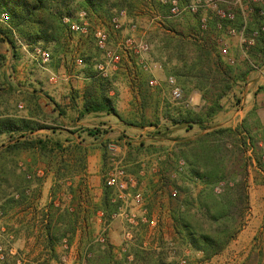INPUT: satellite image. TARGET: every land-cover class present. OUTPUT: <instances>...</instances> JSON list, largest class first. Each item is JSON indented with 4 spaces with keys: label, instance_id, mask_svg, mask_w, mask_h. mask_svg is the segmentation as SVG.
Segmentation results:
<instances>
[{
    "label": "rangeland",
    "instance_id": "obj_1",
    "mask_svg": "<svg viewBox=\"0 0 264 264\" xmlns=\"http://www.w3.org/2000/svg\"><path fill=\"white\" fill-rule=\"evenodd\" d=\"M147 1L112 9L113 16L125 11L120 28L114 27L113 16L92 13L77 0H70L68 11L61 5L64 35L58 41H32L14 30L28 58L35 57L32 59L34 73L43 72L44 77H33V74L28 77L20 70L17 75L13 64L3 63L0 118H24L44 127L24 135L1 134L0 148L15 139H45L50 146L59 142L70 147L43 154L35 149L19 150L4 158L8 163L6 170L12 171L2 173L9 185L0 183V252L3 255L0 264H101L108 256L112 263L124 258L132 263L137 256L135 264H264V163L255 161L250 147L245 153L248 207L244 227L236 238L219 255L201 261L202 254L182 243L172 230L171 203L178 196L181 199L186 195L195 196L202 186L189 164L188 151L192 145H185L184 140H195L208 129L195 124L188 128L173 125L171 119L187 114L204 116L208 98L204 96L205 89L193 78V72L182 75L180 64L194 54L193 48L189 43L184 44L188 46L186 56L172 54L166 48L162 36L168 31L158 11ZM216 1L221 10L226 8L232 12L241 7L247 15L248 0ZM80 11L86 14L89 30L86 35L69 29L70 22L79 21ZM201 12L206 23L208 16L216 11L213 7H204ZM2 13L0 35L4 37L12 28L9 18L6 21L1 18ZM189 16L172 18L183 33L187 29L183 20ZM134 24L135 28L131 29ZM98 30L106 34L107 49L115 60L110 61L97 46L94 34ZM127 38L146 41L148 52L140 56L124 48L121 44ZM242 38L246 36L237 29L235 33H228L226 29L218 34L217 49L223 59L239 70L248 69V73L221 98V109L212 117H204L203 122L212 128L236 127L246 118L251 138L260 145L264 139V65L247 66ZM4 46L7 45L0 44V50L8 59V46ZM35 48L48 52L49 62L42 63ZM142 60L160 62L162 69L150 73L143 69ZM99 63L105 66V75L97 69ZM68 74L72 76L67 78ZM169 75L174 76L184 97L192 98L187 107L170 99L166 83ZM152 76L157 79L156 86L148 84ZM98 77L105 79V95L117 115L105 112L80 115L85 85ZM240 110L242 113H238ZM128 122H156L157 125L139 127ZM87 128H99L101 134L96 138L89 136L84 132ZM106 140H109L108 154L103 162L100 144ZM227 144L229 148L230 143ZM110 145L115 147L114 151ZM233 164L228 163L229 169ZM115 165L121 166L130 178L127 202L124 204L117 190L110 187L112 202H118L119 206L106 218L98 208L102 180L106 182ZM17 185L22 187L16 190ZM221 186L222 182L215 191L220 192ZM136 194L140 200L135 199ZM9 198L15 201H8ZM69 213L78 222L74 232L70 229L61 237L67 228L62 223ZM49 219L62 226L53 256L43 253L44 226Z\"/></svg>",
    "mask_w": 264,
    "mask_h": 264
},
{
    "label": "trees",
    "instance_id": "obj_2",
    "mask_svg": "<svg viewBox=\"0 0 264 264\" xmlns=\"http://www.w3.org/2000/svg\"><path fill=\"white\" fill-rule=\"evenodd\" d=\"M77 1L79 5L92 13L103 12L112 18L114 14L112 9L115 7L134 6L135 2L141 0ZM248 1L246 16L241 7L232 12L224 8V16H219L216 12L208 16L205 28L201 26V9L196 13L184 11L181 14L182 17L190 15L189 18L183 20L187 27L184 33L177 29V24L172 19L174 17L170 16L169 3H161L160 0L147 1L155 11H158L165 29L168 31L162 36L166 48L172 50V54L183 53L185 56L188 46L184 44L189 43L193 48L194 54L190 58L182 60L180 64L183 68L182 75L193 72V78L195 77L205 89L204 96L208 98L204 116L187 114L171 119L173 125L188 128L195 124L204 130L208 129L195 140H184L185 145H192L188 151L189 164L193 175L202 183V186L195 196L186 195L182 199L178 196L170 207L171 225L175 236L191 249L200 252L202 254L201 261L219 255L244 227V213L248 207L245 164V153H247L248 147L251 149V156L255 155V161L258 164L264 163L262 158L264 145L260 146L253 141L251 127L245 122L246 118L236 127L212 128L204 126L203 122L204 117H212L221 109V98L230 91L234 83L243 79L248 73V69L239 70L236 66L226 62L220 55L217 49V38L221 31L228 30V28L242 30L247 39H253L252 44L244 47L245 63L250 68H253V65L257 67L264 65V0ZM180 2L182 3L183 0ZM61 5L64 6L65 11H68L70 0H0V13L7 14L8 23L12 29L32 41L39 39L58 41L64 35V25L61 21L63 7ZM229 13L233 14L232 18L228 17ZM10 32L8 30L5 37L0 38V42L6 40L12 45V39L6 36ZM186 37L189 39L188 41L185 40ZM104 82L105 79L101 77L92 78L89 83L87 82L82 93L80 115L98 112L117 115L116 109L108 102L105 95ZM250 113H254V110ZM128 123L139 127L157 125L156 122ZM42 127L44 126L24 118L13 116L0 118V135L4 133L24 135V133L33 132ZM84 132L95 138L101 134L99 128H87ZM224 138L232 140L227 141L230 143L229 148ZM49 143L45 139H15L13 142L3 145L0 148V183L9 185L7 176L2 174L12 171L6 170L8 163L4 158L7 155L29 149L38 150L43 154L70 147L62 146L59 142H54L53 146H50ZM108 144L109 140L100 144L103 162L108 154ZM74 146L82 150L78 144H74ZM183 157L187 160L185 155ZM231 162L234 164L229 169L228 163ZM12 165H16L14 161ZM221 182L223 186H221L220 192H216L215 187ZM18 187L21 188L22 185H17L16 190H19ZM20 193H24V188L20 190ZM8 201L15 200L9 198ZM118 206V202H112V190L103 179L102 196L98 208L102 210L106 218H109ZM77 222L76 217L71 218L69 213V217L63 220L62 224L67 228L63 229L61 237L65 236L70 229L74 232ZM58 224V222L49 219L44 226V254L54 255L55 243L60 239L57 235L62 229V226ZM107 254L108 252H105V256ZM109 258V256L105 258L101 264H135V260H137V256H135L132 263H127L126 258L112 263Z\"/></svg>",
    "mask_w": 264,
    "mask_h": 264
},
{
    "label": "built area",
    "instance_id": "obj_3",
    "mask_svg": "<svg viewBox=\"0 0 264 264\" xmlns=\"http://www.w3.org/2000/svg\"><path fill=\"white\" fill-rule=\"evenodd\" d=\"M161 3H169L170 4V16L171 17H178L181 16L182 12L189 11L191 13H196L198 10L204 8V7H213L216 11V13L219 16H224L225 13L223 10L217 8V1L216 0H183L181 3L180 0H160ZM79 21H72L69 23V29L72 32H77L82 35L88 34V23L86 21V14L84 11H80L79 13ZM6 13L1 14V18L3 20H7L8 17L6 16ZM125 16V11L121 10L117 14H115L112 18V23L115 28L121 27V18ZM233 14L229 13L228 17L232 18ZM201 26L202 28H205V19H201ZM135 28V24L131 26V29ZM228 33H235V29L228 28ZM242 34V33H241ZM95 38H96V44L97 46L103 50L105 56L111 61L115 60L113 58V53L107 49L106 46V40L107 36L106 34L98 30L95 32ZM242 43L246 45V47L253 43L252 38H242ZM124 48L132 50L134 54H138L140 56H143L146 54L149 50V44L144 40H133L132 38H127L124 40L123 44H121ZM225 51V49H223ZM35 53L41 58L42 63H47L50 60L49 53L42 50L41 48H35ZM142 67L143 69L147 70L150 73H153L154 71H158L162 69V64L160 62H147L142 60ZM97 69L99 72L103 75L106 74L105 72V66L101 63L97 64ZM157 79L152 76V78L149 79L148 84L150 86H156L157 85ZM166 83L169 87V96L172 101H175L177 103L183 104L185 107L190 105L192 98H185L182 89L178 85L176 79L174 76L169 75L166 78ZM264 145V139L260 142V146ZM112 151L115 150V147L113 145L109 146ZM250 150V149H249ZM263 162H264V154L262 156ZM130 181V178L125 174L123 168L121 166L115 165L113 169L108 173L106 177V183L108 186L114 188L118 192V197L123 201L124 204L127 202V190H128V182ZM133 185V184H131ZM136 200H140V195H135ZM129 220H132V218H128ZM102 240V239H101ZM3 258L2 253L0 252V259Z\"/></svg>",
    "mask_w": 264,
    "mask_h": 264
},
{
    "label": "crops",
    "instance_id": "obj_4",
    "mask_svg": "<svg viewBox=\"0 0 264 264\" xmlns=\"http://www.w3.org/2000/svg\"><path fill=\"white\" fill-rule=\"evenodd\" d=\"M9 31H11L10 33H8L6 36H9V38H11L12 39V41H13V44L11 45L8 41H6V40H4V41H1L0 42V44H6L7 46H8V50H9V53H10V57H8V59H6V56L3 54V52L0 50V70L3 68V63L5 64L6 63V65L8 64V63H11V64H13L14 65V68H15V73L18 75L19 74V70L20 71H24V75H27L28 77H30V74H33V77H41V75L43 76L44 75V73L43 72H41V74H39L40 73V71L38 72V73H34V69H33V67L35 66V64H34V62H33V60L32 59H35V57H33L32 56V59L31 58H28L29 56V54L25 51L24 52V46H23V44H21L20 42H19V40H17V36H16V34L14 33V29H11V30H9ZM3 35L1 34L0 35V38L2 37ZM5 37V36H4ZM4 37H2V38H4ZM21 47H20V46ZM6 46V47H7ZM5 46H4V48H6ZM15 52V53H14ZM36 64L38 65V62H36ZM3 71V70H2ZM31 72H33V73H31ZM10 73H11V70H10ZM72 75L71 74H68L66 77L67 78H70ZM44 77V76H43ZM9 78H11V76L9 77L8 76V79ZM0 79H3V77L2 78H0ZM58 91V90H57ZM66 90H64V93L66 94V93H68V91H66ZM67 106H68V101H65L64 102ZM258 105L260 104V103H257ZM19 106H21V105H19ZM79 107L80 106H77V108L79 109ZM68 108V107H67ZM73 108H74V106H73ZM238 113H242L241 112V110L240 111H238ZM78 114L79 113H77V116L76 117H78ZM77 119V118H76ZM80 120V119H79ZM80 123H83V122H80ZM101 126V125H100ZM142 132H144V131H142Z\"/></svg>",
    "mask_w": 264,
    "mask_h": 264
}]
</instances>
